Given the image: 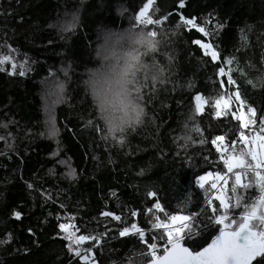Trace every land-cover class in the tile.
<instances>
[{"label": "trees", "instance_id": "obj_1", "mask_svg": "<svg viewBox=\"0 0 264 264\" xmlns=\"http://www.w3.org/2000/svg\"><path fill=\"white\" fill-rule=\"evenodd\" d=\"M184 3L182 9L179 0L153 4L154 19H162L161 27L168 33L160 44L161 52H167L159 63L165 82L143 92L146 116L143 123L126 130L121 145L119 134L117 139L106 136L84 79L97 66L96 47L102 32L127 29L142 7L141 0H0V55L12 57L3 65L5 71H0V125L5 126L0 139V264H73L74 254L68 253V242L58 228L70 216L72 223L79 221L77 235L106 233L101 241L106 246L93 248L95 264H137L136 253L146 245L134 246L132 238L119 236L118 228L136 222L145 229L147 240L153 231L149 218H165L153 207L157 200L170 214L191 210L211 214L195 177L209 168L203 157L209 149L215 152L211 145L215 136L227 133L226 143L230 137L239 143V122L228 123L231 112L214 117L210 104L195 114L194 96L209 99L239 90L246 98L245 106L255 107L258 116L264 111V0ZM77 11L79 22L74 28L56 29L58 17ZM180 15L194 18L211 34L176 27L182 25ZM196 39L213 44L224 58L235 57L224 67L232 69L236 84L228 85L227 77L218 74L216 65L221 61L211 62L204 56L199 45L192 43ZM12 63L17 68L10 74ZM20 64L27 69L23 76ZM57 81L63 85V100L55 111L58 146L71 163L74 179L52 157L56 144L45 136L42 122V85L48 82L56 87ZM190 114L194 119H188ZM193 125L200 131L188 132ZM185 133L191 136L187 142ZM201 139L206 143L201 144ZM216 164L222 167L219 154ZM216 164L212 170H218ZM149 190L156 196L148 197ZM218 204L213 201V207ZM105 211L121 215L127 224L104 217ZM14 212L21 214L19 220ZM218 234L219 225L213 224L203 237L185 245L198 251ZM92 245L94 241L89 240L82 247ZM162 251L159 248L158 254Z\"/></svg>", "mask_w": 264, "mask_h": 264}, {"label": "snow or ice", "instance_id": "obj_2", "mask_svg": "<svg viewBox=\"0 0 264 264\" xmlns=\"http://www.w3.org/2000/svg\"><path fill=\"white\" fill-rule=\"evenodd\" d=\"M139 7L134 19L136 25L121 32L108 31L103 34L104 43L96 49V55L100 58L99 67L89 73L86 82L91 90L95 105L98 109L100 117L103 119L107 135H112L113 139H117L119 134V143H125L124 133L130 127H134L143 123L146 115L144 107L141 103L143 99V88L147 86L146 82L150 78L153 87L157 80L164 74V69L155 64L149 65L144 63L142 55L148 51H155L159 43L157 39V31L145 30L148 25H161L162 19H153L149 14L150 8L155 0H147ZM179 7H185L184 0H179ZM164 19H168L165 17ZM176 27H193L205 36L211 33L205 27L197 24L193 19H187L184 15L179 16ZM79 22L78 11L71 15V19H63L57 22L56 27L61 31H66L70 27H75ZM137 25L141 27L135 30ZM219 27H223L222 24ZM243 33V30H241ZM192 43L199 45L203 50L204 56H210L211 62L218 63V74L221 77H227V84L234 85L236 81L233 79L230 68L226 71L224 65H231L235 57L224 58L211 43H203L200 39L193 40ZM143 50V51H142ZM12 57L8 55H0V71H5L3 65L10 62ZM13 74L17 68V64L12 63ZM19 75H25L26 68L24 64L19 65ZM65 76L68 75V69H64ZM143 73V80L140 74ZM163 83V81H160ZM251 83V81H248ZM224 87V83L219 85ZM63 92V85H60ZM239 106L231 111V120L238 121V141L242 147H238L237 139L230 137L229 142L225 143V135H217L211 140V145L215 148V152L211 149L208 155L203 158L209 161V168L203 174H197L195 177L196 186L204 190V199L207 206L211 209V214L202 216L197 214L196 210L188 211L186 214H170L162 207L157 200L153 207L164 213L165 218L155 216L154 221L149 218L153 231L150 232L146 240V232L143 227L131 222L130 226L118 228L120 237H130L134 246L139 244L146 245L145 248H139L136 255L138 256L137 264H264V111L258 116V110L248 104L246 111L251 114L246 117L243 110L247 103L246 98L237 90L232 94ZM195 114L204 111V106L208 101L201 94L194 97ZM232 102L231 96L218 94L213 101L215 111L214 117H222L227 115L229 105ZM255 118V119H254ZM189 120L194 119L193 115L188 116ZM257 128H250V125H256ZM47 135L55 137L59 130L56 126L55 117L49 113L47 119ZM187 128V124H185ZM248 132L246 134L245 130ZM99 131V129H98ZM199 132L198 125H193L188 132ZM229 131H232L229 128ZM236 133H233L235 136ZM105 136V138H106ZM3 139V137H0ZM185 142L191 139L188 133L183 136ZM201 144L206 143L204 139L200 140ZM219 154V161L222 167L216 164V157ZM216 164L218 170H212V165ZM226 170V171H225ZM70 179L75 178V173L69 170ZM231 186L229 187V181ZM206 185L208 187H206ZM29 188L33 186L28 185ZM255 189L256 193L249 190ZM209 190H212L211 192ZM115 195V193H113ZM148 197L156 196L152 190L147 191ZM213 201H218L217 207H213ZM189 201L184 202L185 209L188 208ZM63 207V205H61ZM199 207V205L197 206ZM242 208L237 219L235 215L230 217V209ZM151 211V209H149ZM17 220L20 219V213H13ZM104 217H111L114 221H122L121 215H116L112 211L102 213ZM132 217L137 216L136 211L131 212ZM69 222L58 223V228L64 233L63 239L67 241L68 253L74 254L70 257L73 264H95L92 258L93 248L101 244L106 233H97L96 235H77L81 231L77 226L79 221L72 223L73 218H68ZM213 224L219 225V234L216 235L211 243L206 247H202L199 251L193 250L185 243L194 240L197 236L203 237L204 233ZM162 230V231H160ZM31 231V230H30ZM138 237V240L136 239ZM115 239V235L111 237ZM92 240L94 245L82 248L86 242ZM3 243V241H0ZM162 248V254H158V249ZM123 264V262H121Z\"/></svg>", "mask_w": 264, "mask_h": 264}, {"label": "rangeland", "instance_id": "obj_3", "mask_svg": "<svg viewBox=\"0 0 264 264\" xmlns=\"http://www.w3.org/2000/svg\"><path fill=\"white\" fill-rule=\"evenodd\" d=\"M147 2V1H146ZM145 2V3H146ZM120 12H122V10H120ZM73 14V12H67V13H64L63 16H60L58 17L57 19V22L59 20H63L65 18L67 19H71V15ZM149 14L153 17L154 19V12H153V6L150 8L149 10ZM57 22L55 25H57ZM133 25H136V21L135 19L133 18L132 20V23L130 24V26L127 28L129 29L130 27H132ZM56 27V26H55ZM141 26L140 25H137L136 29L135 30H139ZM71 28V27H70ZM70 28L68 30H70ZM56 29L60 32H66V31H61L58 27H56ZM127 29H124V30H112V29H106L102 32L101 36H100V40H99V43L97 44V47L96 49L98 48L99 45L103 44L104 43V40H103V34L105 32H108V31H112V32H121V31H125ZM155 29L158 33L157 35V39L159 41L157 47H156V50L153 52V51H148L147 53L143 54L142 55V60L144 61V63L146 64H149V65H152V64H155L156 66L161 67V65H159V63H161L162 61L160 60V57L161 55L162 56H165L167 55V52L166 51H162L161 52V49H160V44L162 42V38L165 37L168 33L167 31H164L161 27V25H157V26H153V25H148L146 27L145 30H153ZM143 51V50H142ZM164 52V54H163ZM203 52V50H202ZM204 53V52H203ZM210 58V56H208ZM97 66L94 67L93 69H90L87 73H86V76H85V79H84V89L87 93V95L90 97L91 101L93 102V105L96 109V112L98 114V117L99 119L104 123L103 119L100 117L99 115V112H98V109L95 105V101H94V98L91 94V90L88 86V84L86 83L88 81V78H89V73L94 70L95 68L99 67L100 63H101V60L99 57H97ZM140 79L142 82H144L143 80V73L140 74ZM163 81V83L165 82V79H164V74L160 77V80H157L155 82V85L153 87V82L151 81V79L149 78L148 81L146 82L147 86L145 88H143V92L144 91H152L154 90L157 85L159 84H162L160 81ZM57 86L56 87H49V83L48 82H44L43 85H42V94H41V112H42V122H43V126H44V132H45V136L48 137L49 139L53 140L54 143L56 144V149H55V152L53 153L52 157H54L55 159V162L58 163L59 167L65 172V175L68 176V172L69 170H71L73 172V169H72V166H71V163L68 159H66L60 152L59 150V146H58V136H59V132H58V135L55 136V137H51L49 135H47V119H48V116H49V113H51L54 117H55V120H56V116H55V111H56V107L58 106V104H60L63 100V93L61 92V88H60V84L59 82L57 81L56 82ZM236 91H233L231 92L230 90L227 91V93H225L226 96H231L232 97V102L230 103L229 105V110H226L227 113L231 112L232 110H235L239 104L238 102L235 100L234 96L232 95L233 93H235ZM195 97V96H194ZM214 98H209V99H205L206 101H208V103L206 104H210L212 105V107L214 108V105H213V101H214ZM195 102V101H194ZM143 107H144V104H143V101H141ZM205 104V105H206ZM205 107V106H204ZM246 108L247 106L244 107V111H245V115L246 117L251 115L249 113H247L246 111ZM144 110H145V107H144ZM214 111H215V108H214ZM146 112V111H145ZM146 116V115H145ZM144 116V118H145ZM143 118V119H144ZM255 119V118H254ZM105 125V123H104ZM258 126V120H257V124L256 125H250V128H257ZM106 127V126H105ZM3 129H5V126L3 125H0V137H3ZM129 129V128H128ZM246 132H248L247 129L243 130ZM118 135V133H117ZM226 143V142H225ZM227 144V143H226ZM238 147H242L241 144L238 143ZM226 171V170H225ZM69 177V176H68ZM231 186V180L229 181V187ZM250 192L252 193H255L258 195V193H256V190L253 188V189H250L249 190ZM243 209L242 208H233V209H230V217L231 215H235L236 218L238 219L239 218V213L242 211ZM152 226V225H151ZM220 227V226H219ZM86 243V242H85ZM84 243V244H85ZM83 246V245H82ZM81 246V247H82ZM83 248V247H82Z\"/></svg>", "mask_w": 264, "mask_h": 264}, {"label": "water", "instance_id": "obj_4", "mask_svg": "<svg viewBox=\"0 0 264 264\" xmlns=\"http://www.w3.org/2000/svg\"><path fill=\"white\" fill-rule=\"evenodd\" d=\"M210 243H211V242H210ZM185 246H186V245H185ZM204 247H206V246H204ZM199 250H200V249H199ZM199 250H198V251H199Z\"/></svg>", "mask_w": 264, "mask_h": 264}, {"label": "built area", "instance_id": "obj_5", "mask_svg": "<svg viewBox=\"0 0 264 264\" xmlns=\"http://www.w3.org/2000/svg\"><path fill=\"white\" fill-rule=\"evenodd\" d=\"M211 191H212V190H211ZM211 191H210V192H211Z\"/></svg>", "mask_w": 264, "mask_h": 264}]
</instances>
